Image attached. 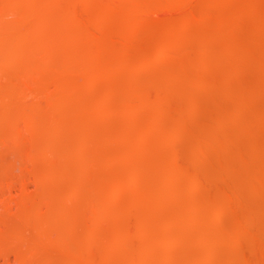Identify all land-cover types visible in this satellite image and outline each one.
<instances>
[{
	"label": "rangeland",
	"instance_id": "obj_1",
	"mask_svg": "<svg viewBox=\"0 0 264 264\" xmlns=\"http://www.w3.org/2000/svg\"><path fill=\"white\" fill-rule=\"evenodd\" d=\"M56 1H58L57 3L60 5L58 8V4L56 3V8L58 10L55 8V6L51 7V0H0V236L3 237H0V264H65V262L66 264H73L76 260V264H97V262L98 264H243V262L244 264H264V78L262 79V77H264V70H262V68L264 69V0H232L234 3L231 0H221L222 2L220 0H179V2H177L178 0H168L169 2L167 0ZM56 1H53L54 4ZM210 1L213 4H211ZM214 4H216V7L214 6ZM222 4L224 7L222 6ZM48 5H51L50 8ZM227 6L228 8H226ZM102 7L104 10H102ZM48 8L50 10L51 8H55V10L57 11H55L56 14H53L52 11L47 12ZM50 12L53 15L49 14ZM199 15H202L201 17L203 19L201 17H196ZM61 16L70 19V23L67 24V30H69L68 32L70 34L67 32L68 35L66 37L67 40L71 41V43L73 44L65 47L64 51H62L64 48L59 49L61 50L60 55L62 58L60 61H54L48 56H45L44 52L40 50L41 47L40 44H38V40H40L42 37L40 36V34H37L34 37L32 35V30L33 28H35L38 20H41L40 22L45 25L49 22L52 28H55L59 21L58 18H61ZM186 18H190L191 21ZM191 18L194 21H205V18H207L206 22L203 21L204 24L201 21L199 22H201L203 25H205L206 23H208L206 25L212 23L209 26L213 27V25L215 24L217 28L215 29L216 26H214L213 28L209 26H203L199 22H194L195 24H192ZM218 22L220 26H218L219 24L217 25ZM101 23H105V26H107L105 27L104 24L102 26H99L101 25ZM187 24H189V27L187 26ZM234 24L236 25L234 26ZM73 25L74 27H78L74 28ZM41 27H38L39 33H41L43 30ZM103 27L105 30L103 29ZM236 27L238 28L239 32L235 30L237 29ZM87 28L89 29L88 31H90L91 34L86 30ZM100 29H103V31H100ZM83 31L86 33V37H88V33L91 36L93 35V39H95V41L98 43V45L95 44V47H93V49H90L91 47L86 48L88 45H85V43L87 42H85L84 40L87 41V39H81V37H85ZM133 33L136 37L133 36ZM241 33H243L242 36L240 35ZM82 34L83 36H80ZM209 35L210 38L213 39H209ZM219 35H221V39ZM243 35L245 38H243ZM94 36L98 38L96 39ZM202 36L204 37V39L202 38ZM222 36H224V38ZM182 37H184L183 39H185V42L181 39ZM238 37L240 40L237 39ZM190 38L192 40H190ZM195 38H197V40H194ZM216 39L217 41H215ZM98 41L100 42V44ZM144 41L147 43H145ZM177 41L181 42L179 44V47L182 48H179V50L178 48L176 49V46H178ZM195 41L197 42L194 43ZM82 42L85 43L83 44ZM227 42L229 45H232L229 46ZM234 42L236 43V45L234 44ZM237 42L239 43V45ZM167 44L170 49L168 48ZM192 44H194V46ZM225 44H227L228 46H225ZM248 44L251 46H249ZM197 45L202 48L197 47ZM223 45L226 48H224ZM98 46L100 47L98 48ZM189 46L191 47L189 48ZM207 46L210 48H214L210 50V48H208ZM232 46H235V48L238 49L236 52H234L236 49L234 50V48H232L234 51L230 52L229 55V53L227 52L231 50ZM106 48L107 50H105ZM174 48L177 50L178 56L177 53H172L171 50H173ZM219 48L224 49H222V54L224 55V57L219 54L221 53V49ZM98 49H101L102 52ZM127 49H133L135 53ZM93 50L96 52V54ZM122 51H126V53H122ZM146 52L148 54H146ZM189 52L191 53L189 54ZM203 52L206 53L204 54ZM98 53L104 57L102 58V56H100ZM144 53L146 54V57H148L147 59L143 57ZM226 53L228 56L226 55ZM186 54H189V57ZM156 55L159 57V59ZM183 55H186L190 60H187L186 56V58H184ZM190 55L192 58L190 57ZM192 55L196 57H193ZM201 55L205 56H202V58H200ZM128 56L130 57V61L128 60ZM215 56L217 59L215 58ZM251 56L254 60L251 59ZM179 57L182 58L179 60ZM218 57L220 59H218ZM115 58H118V60L116 59L117 61H113V59ZM144 59H146L147 63ZM221 59L223 60V62L220 61ZM31 60L33 62L31 63L34 65V67L31 63H29ZM35 60H37L38 62ZM122 60H125L124 64L126 61H128L129 64H122L120 62ZM186 60L189 62H187ZM198 60H200V64L205 60V62L201 64V66H203L202 68H200L201 66L199 65ZM229 60H231L232 62H230ZM180 61L181 64L179 66L178 62L180 63ZM174 62L176 66L174 65ZM184 62L188 64H184ZM171 64L173 67L171 66ZM103 65L105 68L103 67ZM132 65L133 68H131ZM88 66H90L91 68H88ZM178 66H182V71L180 70L181 68L176 69ZM83 67H85L87 70L83 71ZM145 67H147L146 71ZM149 68H151L150 72H148ZM167 68L171 71H169ZM94 70L95 72L93 73ZM131 70H133L135 73H133ZM79 71L85 72V74L81 73V75ZM98 71H100V73ZM37 72L42 73V75L40 73L38 74ZM47 72H52L51 74H53L52 76L55 78L51 77L49 79V74ZM75 72H78L76 73L78 74L76 75V77L74 76ZM132 73L135 75V77ZM46 74L48 82L46 81L47 79L44 78ZM129 74H132V76ZM197 74L199 75V77L197 76ZM174 75L176 77L175 81L180 82L181 84L179 83L178 85L177 82H174L175 85L174 83H172V85L170 84V82L174 81L172 80L174 79ZM179 75L184 78L182 79ZM73 76L76 79L78 77L81 78H78V84L80 83V81H82L81 84L85 82L87 84H85L83 87L81 86V84H79V86L77 87V83L75 85L73 81ZM91 77H93L94 80ZM96 77L98 79H95ZM164 77H167V80L168 77L169 79H171L170 81L168 80V83L170 85H168L167 81L165 80L164 81L166 83L164 81H161L163 79H166ZM35 78H37L38 83H34L36 82ZM42 78H44V81L42 80ZM100 78H102L103 80ZM115 78L118 79V82ZM188 78H190L191 81L188 80ZM70 79L72 80V83H70ZM82 79L84 80V82ZM119 80H121V82ZM126 80L127 82H125ZM148 80H150V82ZM182 80L184 81L182 82ZM93 81H97L98 83H94ZM130 81L132 83H130ZM160 81L169 88H167L168 91L165 89L166 86ZM124 82L128 85H125ZM138 82L139 85L135 87ZM115 83H118V86H116L117 89L120 90L119 94H117V90H115ZM40 84L41 86H39ZM158 84L161 85L158 86L159 89L158 87H156ZM120 85L123 86L125 90L124 88L120 89ZM79 87L81 88L78 89ZM111 89H114L115 92H113L114 90ZM152 89L158 90L154 92ZM121 90L126 94H122L123 96L120 95ZM230 90L232 91L230 92ZM159 91L161 92L159 93ZM81 92L86 96L84 97L85 99H83V101L85 100V102L81 101V94L79 95V93ZM164 92H166L167 94H164ZM154 93H157L155 95L156 97L158 95L159 98L163 96L161 100L159 98H152L154 96ZM119 95L121 96V98L119 97ZM241 95L243 97H241ZM139 97L142 99H140ZM148 97H151V99ZM176 97H179L180 99H177ZM75 98H77L78 100L79 98H81V102H77L78 104L80 103V106L77 105V103L74 104L73 100L75 101ZM136 98H139L140 102ZM66 99L69 100L67 101ZM156 99H159L162 102L158 101V104L156 103ZM61 100L63 101L61 102ZM153 100H155L156 102ZM101 101L102 103H104L102 104L104 107L107 106L111 110H109V108L106 110V107L102 109L103 106L100 108L101 103L98 104L97 102ZM164 101L166 103H164ZM131 102L134 103V106ZM153 102L155 103L154 106ZM162 103L165 104L164 107ZM86 104H88L89 107H87L88 105ZM94 104L97 105L98 108L95 109V106H93ZM175 104L178 106V108ZM82 105H86L87 108H84L86 110H83V108L81 109ZM137 105H139L138 108H135L137 107ZM166 105H168V107ZM174 106H176V108ZM171 107L174 108V111L171 110ZM75 108L77 110L79 108V110L82 111L78 112ZM11 109H13V112L11 111ZM126 109H129L128 111L131 110L129 113L127 111L128 116L131 115L133 117V114H135L134 116L137 117L134 121L135 123L133 122L134 119L131 120L129 118L132 122V125L128 119V116H126V112H122ZM103 110V115H100V112L102 114ZM134 110L139 111L135 112ZM74 111L78 112V114ZM98 111L99 113H97ZM106 111L107 113L105 114ZM141 111L143 115L139 114L141 113ZM193 111H195V113H193ZM75 114L77 115L75 116ZM139 115H141V117ZM46 116H48V118L51 117V121L50 119L48 120ZM79 116L81 118H79ZM233 117L237 118L234 122L231 121ZM88 118H90L91 121H88L89 124H87V122L86 124L83 123L84 125H81V123L79 124L81 125V129H83L82 126H85V128L88 129L87 131L82 132V130H79L80 128L77 124L79 122L86 121ZM37 119L38 121H36ZM47 120L49 124L47 123ZM140 120H144V123L142 121L139 123ZM98 121L99 123L97 124ZM30 123L33 126H29ZM72 123H76V126ZM136 123L142 125L138 126L139 124L137 125ZM26 124H28V126ZM70 124L73 126H71ZM67 125L68 127H66ZM49 127L51 128L49 129ZM73 127H78L79 129H77L79 130V132H77L78 130H75L74 133ZM96 127L99 128L97 129ZM149 127L150 129H148ZM65 128H67V131L70 130L69 136ZM94 128L96 129V131ZM223 128L226 130H224ZM89 129H92V133ZM36 130L39 131L36 132ZM40 130L43 132V135L41 134ZM61 130L65 131L61 132ZM138 130L140 132L142 131L145 136L142 133H138ZM80 131L82 133H80ZM88 131L90 132L89 134ZM98 131L99 133H96ZM204 131L207 134L204 133ZM64 132H66L67 134ZM134 132L138 133L139 138ZM77 133H80V135H78ZM94 133L97 137H95ZM82 134L87 135L85 136L87 138H85ZM73 135L74 137H76L72 138L71 136ZM127 135L132 139L133 137H136L132 140L128 138ZM141 135L143 136L141 137ZM156 135H160V141L158 140V142H163V145H160L158 143L160 146H156L157 142L152 141V138L153 140H155V138L158 139V136ZM114 136H116V140L113 139ZM122 136L126 140H124ZM66 137H71L73 140L70 138H68L67 140ZM119 138H121L122 142ZM150 138L151 140H148ZM138 139L140 142L138 141ZM147 140L150 145H146ZM107 141H112V143H108ZM115 141H120V144H116ZM134 141H138V144L137 142L133 143ZM141 141L143 143L146 142L143 144L144 146H151L152 148L151 149L148 147L149 151L147 150V153H149L147 155H145V149H147L146 147L143 150L144 152H141L140 149H138L140 148V146H143ZM67 142L74 144V146L70 143L68 144ZM151 142H153V144H151ZM75 143L77 147L75 146ZM86 143L87 145H85ZM97 143L101 145L99 146V148H97ZM103 143H105V147L100 148L102 147ZM130 144L131 146H127ZM154 144V148L156 150L155 152L153 149ZM70 145L71 147H69ZM137 145H139L138 148ZM91 146L93 148H91ZM158 147H160L161 154L159 153L160 151ZM74 149L77 150L75 151ZM81 149H83V152H81ZM88 149H91V151H89ZM96 149L98 154L95 153ZM103 149L105 151H103ZM142 149L143 148H141V150ZM136 150L138 151V154L136 153ZM37 152L38 154H36ZM88 152L90 155L87 154ZM83 153L86 154V156H84ZM162 153H164L163 157ZM128 154L130 155L128 156ZM35 155L38 159L35 157ZM89 156L91 157V159H89ZM55 157L57 160H55ZM73 157L74 160L72 159ZM75 157L77 158V160ZM80 157H82L83 160ZM121 157L122 160L124 159L123 157H125L123 162L119 161L121 160ZM126 157L128 159H126ZM137 157H139L140 159ZM79 158L80 160H78ZM87 158L90 160L89 163ZM129 158L130 161H128ZM103 159L104 161L106 160V166L103 163ZM75 160L78 163H81H79L81 165L80 167L78 166L79 164L76 165L77 162H75ZM154 160L157 162L156 164ZM133 162H137V165ZM138 162L140 163L138 164ZM147 162H149V164ZM82 163L84 164L82 165ZM74 164L78 166L79 170L76 169ZM86 164L88 166H86ZM133 164L135 165V167ZM144 164L148 165L146 166ZM164 164L166 167H164ZM168 165H170L172 169ZM102 166L103 168H101ZM123 166H125V168H123ZM151 166L153 167V169L151 168ZM143 167L148 169L146 170ZM53 168H55L56 170H53ZM89 168L91 170H88ZM97 168L99 170H97ZM107 168H109L110 173H108ZM128 169H131V171ZM85 170L89 172V174ZM124 170L127 171L124 172ZM71 171L74 173H72ZM143 171H145L148 175ZM164 171H166L167 173ZM114 172L116 174H114ZM149 172L151 174H149ZM170 172H172V175H170ZM80 174L84 176L82 177ZM137 174H139L140 178ZM110 175L112 178H110ZM114 175H116V177ZM166 175H170V177H166ZM175 175L176 177H174ZM80 177H82V179ZM124 177H126L127 179ZM99 178L102 180V182L101 180H99ZM173 179L174 181H176L174 182ZM83 180L85 181L84 185L81 184ZM86 181H88V185ZM123 181L125 185L122 183ZM114 182H117V184L119 185L117 186V184H114ZM73 183H75V186L73 185ZM170 183L172 184L170 185ZM195 183L197 184L194 185ZM98 184L99 186H97ZM101 184H108L109 188H107L106 185L99 188ZM112 184L116 185L117 187H120L121 185L122 187H124L123 189L125 191H123L121 187L119 190V188L114 186L115 188H117L115 189ZM261 185L263 188L261 187ZM82 186H84V188ZM89 186L90 188H88ZM93 186L95 187L93 188ZM83 190L87 192L84 193L85 191L83 192ZM88 190L92 192L90 193V191ZM101 190L105 194H101ZM142 190H145V192L147 191L146 193H150L151 195L149 196H152L153 198L150 197L152 199L151 204L141 205V207L139 205L137 206L135 203L137 202L138 197L141 195L140 193ZM95 191L96 196L92 194ZM115 191H119L117 192V194L121 196L116 195ZM120 192H122L123 194ZM83 194H86L89 197ZM110 194H114V198ZM122 196L124 198H122ZM134 196L137 199H135ZM143 196L140 197L142 198ZM156 196L157 198H154ZM212 196L213 198H211ZM91 197L94 198L92 199ZM110 197L113 199H111ZM139 200H141V204L142 202L144 203L142 199L139 198ZM81 201H83V203ZM154 201L155 203H153ZM90 202H92L93 205ZM84 203L85 205H83ZM49 204L52 208H50ZM54 204L56 205L54 206ZM99 204L101 206H99ZM127 204L128 206H130L129 204H131V206L128 208ZM91 205L95 208V211L94 209L93 211L91 210ZM135 205L137 206V208ZM205 207L207 209H205ZM38 209H41V211H39ZM143 210L145 211V213ZM45 211L48 213H46ZM119 211L123 213H120ZM118 212L122 216L125 212L128 213H125L126 215L123 216L125 218H123L122 216H118ZM64 213L66 214V216ZM97 213H99V215H96ZM70 214L71 216H69ZM90 214L92 218L89 217ZM158 214L162 216L159 217L160 215L158 216ZM225 214H227L229 217ZM53 215L55 216L53 217ZM111 216L115 217L112 219ZM126 216H129V219L126 218ZM55 217L58 220L55 219ZM66 217L68 218L66 219ZM84 218L87 219L85 220ZM88 218L90 219L87 222ZM108 218L111 220H108ZM141 218L145 220H141ZM70 220H74L75 223H70ZM67 221L71 225L68 224ZM62 222L66 223L62 224ZM232 222L234 224H232ZM85 223H88V225H86ZM111 226L114 228V230ZM152 226H154L155 228ZM202 227L203 229H201ZM71 228L74 229L71 230ZM86 228L87 230L85 231ZM102 228H106V231ZM149 228H153L152 231H150ZM153 230L158 231L155 232V234L157 233L156 236L153 235L155 238H153L151 235V232H153ZM70 231L72 236L71 234L68 236ZM74 233H78L77 236ZM46 235H48L49 237H46ZM112 235L115 236H113L114 239L112 238ZM120 235L123 236L120 237ZM188 235L190 238L188 237ZM105 236L106 238H104ZM108 237L111 238L108 239ZM127 237L128 239L126 240ZM69 238L70 240L68 241ZM3 239L6 242L3 241ZM171 240L173 241L171 242ZM200 240L202 242H200ZM33 241L34 243L32 244ZM213 243L215 246L213 245ZM114 244L116 245L114 246ZM112 247H114V249H112ZM211 247L213 248L211 249ZM226 247H228L229 249ZM81 248H83V250ZM50 250L53 251L51 252ZM206 252L208 253V255L206 254ZM183 254L186 255L184 256ZM183 256L185 257V259ZM186 257H188V259H186ZM70 258L74 259L70 260ZM93 258H96L98 260L96 261V259Z\"/></svg>",
	"mask_w": 264,
	"mask_h": 264
},
{
	"label": "bare ground",
	"instance_id": "obj_2",
	"mask_svg": "<svg viewBox=\"0 0 264 264\" xmlns=\"http://www.w3.org/2000/svg\"><path fill=\"white\" fill-rule=\"evenodd\" d=\"M53 1H56V0H53ZM53 1L51 0V2H52V3H51L52 6H51V5H48L49 8H50V6H51V7H54V6H55V8H56V5L58 4V3H57L58 1H56L55 4H54ZM167 1H168V0H167ZM176 1H177V0H176ZM180 1H181V0H180ZM211 1H212V0H211ZM211 1H210V2H211ZM218 1H219V0H218ZM220 1H221V0H220ZM222 1H223V0H222ZM222 1H221V2H222ZM227 1H229V0H227ZM227 1H226V2H227ZM231 1H232V0H231ZM101 2H102V1H101ZM101 2H100V3H101ZM164 2H165V1H164ZM168 2H169V1H168ZM177 2H179V0H178ZM177 2H176V3H177ZM232 2H233V1H232ZM235 2H236V1H235ZM246 2H247V1H246ZM246 2H245V3H246ZM56 3H57V4H56ZM173 3H174V2H173ZM173 3H172V4H173ZM230 3H231V2H230ZM233 3H234V2H233ZM211 4H213V3L211 2ZM216 4H217V3H216ZM216 4H214L215 7H216ZM223 4H224V3H223ZM223 4H222V6H223ZM226 4H228V3H226ZM102 5H103V4H102ZM224 5H225V4H224ZM243 5H244V4H243ZM251 5H252V3H251ZM48 6H47V7H48ZM59 6H60V5L58 4V8H59ZM155 6H156V5H155ZM212 6H213V5H212ZM214 6H213V7H214ZM218 6H219V5H218ZM225 6H226V5H225ZM239 6H242V5H239ZM223 7H224V6H223ZM49 8L47 9V12L52 11L53 14H56V13H55V11H56L55 8H54V9L51 8V10H50ZM226 8H228V6H227ZM233 8H234V7H233ZM242 8H243V7H242ZM56 9H57V8H56ZM224 9H225V8H224ZM237 9H238V8H237ZM57 10H58V9H57ZM102 10H104L103 7H102ZM206 11H207V10H206ZM239 11H240V10H239ZM245 11H247V10H245ZM45 12H46V11H45ZM56 12H57V11H56ZM207 12H208V11H207ZM207 12H206V13H207ZM212 12H213V11H212ZM219 12H220V11H219ZM221 12H222V11H221ZM229 12H230V11H229ZM209 13H211V12H209ZM227 13H228V12H227ZM241 13H242V12H241ZM49 14H51V12H50ZM53 14H51V15H53ZM204 14H205V13H204ZM220 14H221V13H220ZM229 14H230V13H229ZM231 14H232V13H231ZM205 15H207V14H205ZM238 15H239V14H238ZM242 15H243V14H242ZM41 16H42V15H41ZM109 16H110V15H109ZM201 16H202V15H201ZM201 16L199 15V16H196V17L200 18ZM203 16H204V15H203ZM207 16H208V15H207ZM218 16H220V15H218ZM245 16H246V15H245ZM247 16H248V15H247ZM205 17H206V16H205ZM215 17H216V16H215ZM223 17H224V16H223ZM236 17H237V15H236ZM41 18H42V17H41ZM41 18H40V19H41ZM110 18H111V17H110ZM198 18H197V19H198ZM201 18H202V17H201ZM216 18H217V17H216ZM186 19H189V20H190V18H186ZM191 19H192V18H191ZM202 19H203V18H202ZM205 19H206L205 21L203 20L204 22L207 21V18H205ZM58 20H59V21H58V23H57V25H56L55 28H52V26H51V24H50L49 22H48L49 24L46 23V25H45V24H42V23L40 22L41 20H40V21L38 20L37 23H36V25H35V28H33V30H32V35H33L34 37H35V35H37V34H40V36L42 37L40 40H38V44H40V47H41L40 50H42V52H44L45 56H48L49 58L53 59L54 61H60L61 58H62L61 55H60V54H61V53H60L61 50H59V49L64 48V49L62 50V51H64V50H65V47H68L69 45L73 44V43H71V41L67 40V37H66V36L68 35V33H69V32H68L69 30H67V24L70 23V19L67 18V17H64V16L62 17V16H61V18L59 17ZM236 20H237V19H236ZM236 20H235V21H236ZM261 20H262V19H261ZM105 21H106V19H105ZM109 21H110V20H109ZM186 21H187V20H186ZM190 21H191V20H190ZM190 21H188V22H190ZM199 21H201V20H199ZM199 21H194V20L192 19V24H195L194 22H199ZM203 21H201V22L204 24ZM216 21H217V20H216ZM221 21H222V20H221ZM52 22H53V21H52ZM103 22H104V21H103ZM201 22H199V23L202 24ZM211 22H212V21H211ZM40 23L42 24V27H41V24H40ZM105 23H106V22H105ZM105 23H103L104 26H105ZM224 23H225V22H224ZM227 23H228V22H227ZM232 23H233V22H232ZM237 23H239V22H237ZM74 24H75V23H74ZM83 24H84V23H83ZM103 24L101 23V25H99V26H102ZM189 24H191V23H189ZM189 24H187V26H188ZM203 24H202V25H203ZM206 24H208V23H206ZM206 24L203 25V26H209V25L212 24V23H209V25H206ZM213 24H214V23H213ZM218 24H219V22L217 23V25H218ZM75 25H76V24H75ZM225 25H226V24H225ZM225 25H224V26H225ZM235 25H236V24H234V26H235ZM106 26H107V25H106ZM106 26H105V27H106ZM214 26H216V25L214 24L213 27H214ZM218 26H220V24H219ZM38 27H39V28L41 27V28L43 29V30L41 29V30H42L41 33H39V30H38L39 28H38ZM73 27H74V25H73ZM75 27L77 28L78 26H75ZM75 27H74V28H75ZM188 27H189V26H188ZM209 27H212V26H209ZM213 27H212V28H213ZM99 28H100V27H99ZM205 28H206V27H205ZM216 28H217V26L215 27V29H216ZM219 28H220V27H219ZM236 28H237V27H236ZM82 29H83V28H82ZM90 29H91V28H90ZM103 29H104V27H103ZM103 29H100V31H103ZM243 29H244V28H243ZM86 30L88 31L89 29L87 28ZM104 30H105V29H104ZM206 30H208V29H206ZM235 30H237V31L239 32L238 28L235 29ZM235 30H233V31H235ZM240 30H242V29H240ZM74 31H75V30H74ZM84 31H85V30H84ZM84 31H83V32H84ZM67 32H68V33H67ZM71 32H72V31H71ZM83 32H81V33H83ZM88 32L90 33V31H88ZM205 32H206V31H205ZM219 32H220V30H219ZM238 32H235V33H238ZM241 32H242V31H241ZM245 32H247V31H245ZM245 32H244V33H245ZM255 32H257V31H255ZM89 33L87 34L88 37H86V35H85L86 33L84 32V35H85L86 38L83 36V34L80 35V36H83V37H84V38L81 37V39H87V41H86V40H84V41L87 42L88 44L85 43V42H84V43H85V45H88V46H87V47L84 46V47H86V48L91 47L90 49H93V47H95V44L98 45V43L95 41V39H93V37H92L93 35L91 36V35H90L91 33H90V34H89ZM92 33H93V32H92ZM211 33H212V32H211ZM69 34H70V33H69ZM205 34H206V33H205ZM217 34H218V33H217ZM217 34H216V36H217ZM233 34H234V33H233ZM242 34H243V33H241L240 35L242 36ZM254 34H256V33H254ZM203 35H204V34H203ZM212 35H214V34H212ZM224 35H225V34H224ZM236 35H238V34H236ZM70 36H71V35H70ZM89 36H90V37H89ZM133 36H134V33H133ZM174 36H175V35H174ZM220 36H221V35H219V37H220ZM31 37H32V36H31ZM94 37H95V36H94ZM134 37H136V36H134ZM134 37H133V38H134ZM197 37H198V36H197ZM200 37H201V36H200ZM222 37L224 38V36H222ZM70 38H71V37H70ZM70 38H68V39H70ZM95 38L97 39L98 37H95ZM147 38H148V37H147ZM170 38H171V37H170ZM183 38H184V37H182L181 39L185 42V39H183ZM202 38L204 39L203 36H202ZM240 38H241V37H240ZM243 38H245L244 35H243ZM243 38H242V40H243ZM172 39H173V37H172ZM203 39H202V40H203ZM209 39H213V38H210V35H209ZM214 39H215V38H214ZM220 39H221V37H220ZM226 39H227V37H226ZM228 39H230V38H228ZM237 39H239V37H238ZM261 39H262V38H261ZM174 40H175V38H174ZM182 40H181V41H182ZM188 40H189V38H188ZM190 40H192V39L190 38ZM194 40H197V38H195ZM194 40H193V41H194ZM205 40H206V39H205ZM239 40H240V39H239ZM244 40H245V39H244ZM40 41H41V42H40ZM82 41H83V40H82ZM168 41H169V40H168ZM172 41H173V40H172ZM215 41H217V39H216ZM218 41H219V40H218ZM222 41H223V40H222ZM258 41H259V40H258ZM39 42H40V43H39ZM73 42H74V41H73ZM98 42H99V41H98ZM144 42H145V41H144ZM196 42H197V41H195L194 43H196ZM201 42H202V41H201ZM203 42H204V40H203ZM220 42H221V41H220ZM223 42H224V41H223ZM228 42H229V41H228ZM228 42H227V44H228ZM235 42H236V41H235ZM235 42H234V44L236 45ZM82 43H83V42H82ZM84 43H83V44H84ZM102 43H103V42H102ZM104 43H105V42H104ZM145 43H147V42H145ZM163 43H165V42H163ZM163 43H162V44H163ZM167 43H169V42H167ZM170 43H171V42H170ZM175 43H176V42H175ZM177 43H178V44H177L178 46H176V49L178 48V50H179V48H182V47H179V44H180L181 42H180V41H179V42L177 41ZM198 43H199V42H198ZM204 43H205V42H204ZM216 43H217V42H216ZM237 43H238V42H237ZM99 44H100V42H99ZM105 44H106V43H105ZM143 44H144V43H143ZM162 44H161V45H162ZM173 44H174V42H173ZM187 44H188V42H187ZM190 44H191V42H190ZM190 44H189V45H190ZM200 44H201V43H200ZM200 44H199V45H200ZM202 44H203V43H202ZM227 44H225V46H226ZM234 44H233V45H234ZM93 45H94V46H93ZM165 45H166V44H165ZM192 45L194 46V44H192ZM228 45H229V44H228ZM228 45H227V46H228ZM231 45H232V44H230L229 46H231ZM238 45H239V43H238ZM248 45H249V44H248ZM103 46H104V45H103ZM105 46H106V45H105ZM143 46H144V45H143ZM146 46H147V44H146ZM148 46H149V45H148ZM167 46H168V44H167ZM180 46H181V45H180ZM185 46H187V45H185ZM204 46H205V45H204ZM204 46H203V47H204ZM223 46H224V45H223ZM225 46H224V48H226ZM249 46H251V45H249ZM260 46H261V45H260ZM99 47H100V46H98V48H99ZM107 47H108V46H107ZM165 47H166V46H165ZM170 47H171V45H170ZM173 47H175V46H173ZM190 47H191V46H189V48H190ZM197 47L202 48V47H200V46H198V45H197ZM207 47H208V46H207ZM236 47H237V46H236ZM257 47H258V46H257ZM29 48H30V47H29ZM136 48H137V47H136ZM136 48H135V49H136ZM168 48H169V46H168ZM192 48H193V47H192ZM192 48H191V49H192ZM195 48H196V46H195ZM208 48H210V47H208ZM208 48H207V49H208ZM213 48H214V47L210 48V50L213 49ZM232 48H234V50H235V49H236V50L234 51ZM254 48H255V47H254ZM94 49H96V48H94ZM103 49H104V48H103ZM133 49H134V48H133ZM133 49H132V50L127 49V50L133 51ZM151 49H152V48H151ZM169 49H170V48H169ZM176 49L174 48V49L171 50V51H172V53H173V52H174L175 54L177 53V56H178V52H177ZM185 49H187V48H185ZM185 49H182V50H185ZM215 49H216V48H215ZM219 49H221V48H219ZM222 49H223V48H222ZM222 49H221V53H219V54H221V56L224 57V55L222 54ZM237 49H238V48H235V46H234V47L232 46V47H231V50H230V47H229V50H230V51L228 50L229 52H227V53H229V55H230V52H232V51L236 52ZM240 49H241V48H240ZM98 50L101 51V49H98ZM105 50H107V48H106ZM118 50H119V49H118ZM136 50H137V49H136ZM175 50H176V52H175ZM217 50H218V49H217ZM223 50H224V49H223ZM243 50H244V49H243ZM254 50H255V49H254ZM263 50H264V49H263ZM88 51H89V50H88ZM90 51H91V50H90ZM93 51H94V50H93ZM96 51H97V50H96ZM130 51H129V52H130ZM138 51H139V50H138ZM138 51H137V52H138ZM147 51H148V50H147ZM194 51H195V50H194ZM202 51H203V50H202ZM208 51H209V50H208ZM219 51H220V50H219ZM94 52H95V51H94ZM101 52H102V51H101ZM101 52H100V53H101ZM120 52H121V51H120ZM133 52H134V51H133ZM137 52H136V53H137ZM143 52H144V51H143ZM156 52H157V51H156ZM198 52H199V51H198ZM122 53H126V51H125V52L122 51ZM134 53H135V52H134ZM134 53H133V54H134ZM172 53H171V54H172ZM174 53H173V54H174ZM190 53H191V52H189V54H190ZM203 53H204V52H203ZM205 53H206V52H205ZM205 53H204V54H205ZM211 53H212V52H211ZM215 53H216V52H215ZM227 53H226V55H227ZM239 53H240V52H239ZM259 53H260V52H259ZM92 54H93V53H92ZM95 54H96V52H95ZM98 54H99V53H98ZM101 54H102V53H101ZM119 54H121V53H119ZM127 54H128V52H127ZM130 54H131V53H130ZM130 54H129V55H130ZM142 54H143V53H142ZM146 54H148V53L146 52ZM146 54L144 53L143 57H145V58L147 59L148 57H146ZM184 54H185V53H184ZM189 54H186V55H188V57H189ZM199 54H200V53H199ZM217 54H218V51H217ZM224 54H225V53H224ZM231 54H236V53H231ZM254 54H255V53H254ZM30 55H31V54H30ZM99 55H100V54H99ZM115 55H116V54H115ZM125 55H126V54H125ZM125 55H124V56H125ZM131 55H132V54H131ZM131 55H130V56H131ZM137 55H138V54H137ZM158 55H159V54H158ZM186 55H185V56H186ZM252 55H253V54H252ZM97 56H98V55H97ZM100 56H102V55H100ZM100 56H99V57H100ZM132 56H133V55H132ZM156 56H157V55H156ZM159 56H160V55H159ZM177 56H176V57H177ZM180 56H181V55H180ZM183 56H184V55H183ZM183 56H182V57H183ZM185 56H184V58L187 57V56H186V57H185ZM192 56H193V55H192ZM202 56L204 57L205 55H201L200 58H202ZM221 56H220V57H221ZM227 56H228V55H227ZM254 56H255V55H254ZM26 57H28V56H26ZM83 57H84V56H83ZM83 57H82V58H83ZM103 57H104V56H102V58H103ZM143 57H142V59H143ZM157 57H158V56H157ZM173 57H174V56H173ZM173 57H172V59H173ZM182 57H181V58H182ZM188 57L186 58L187 60L189 59ZM190 57H191V55H190ZM193 57H196V56H193ZM248 57H249V56H248ZM111 58H114V57H111ZM128 58H129V59H128ZM128 58H127V59L130 61V57H129V56H128ZM131 58H132V57H131ZM177 58H178V57H177ZM181 58L179 57V60H180ZM184 58H183V59H184ZM191 58H192V57H191ZM200 58H199V59H200ZM215 58H216V56H215ZM226 58H228V57H226ZM231 58H232V57H231ZM246 58H247V57H246ZM34 59H35V58H34ZM116 59L118 60V58H115V59H113V61H115ZM146 59H144L145 62H146ZM158 59H159V57H158ZM164 59H165V58H164ZM216 59H217V58H216ZM218 59H220V58L218 57ZM228 59H230V58H228ZM233 59H234V58H233ZM233 59H232V61H233ZM251 59H252V56H251ZM29 60H30V59H29ZM32 60H33V59H32ZM32 60H31L29 63H31ZM83 60H84V59H83ZM117 60H116V61H117ZM131 60H132V59H131ZM162 60H163V59H162ZM187 60H186V61H187ZM189 60H190V59H189ZM246 60H248V59H246ZM246 60H245V61H246ZM252 60H254V59H252ZM255 60H256V59H255ZM35 61H37V60H35ZM122 61H123V62H122ZM122 61H120V62H121L122 64H124V61H125V60H122ZM199 61H200V60H198V62H199ZM208 61H209V60H208ZM220 61L223 62L222 59H221ZM220 61H219V62H220ZM229 61L232 62L231 60H229ZM37 62H38V61H37ZM86 62H87V61H86ZM175 62H176V60H175ZM175 62H174V65L176 66ZM187 62H189V61H187ZM204 62H205V60L202 61L201 64L204 63ZM213 62H215V61H213ZM234 62H236V61H234ZM234 62H233V63H234ZM237 62H238V61H237ZM250 62H251V61H250ZM254 62H255V61H254ZM32 63H33V62H32ZM32 63H31V64H32ZM90 63H91V62H90ZM93 63H94V61H93ZM146 63H147V62H146ZM182 63H183V62H182ZM185 63H186V62H184V64H185ZM208 63H209V62H208ZM216 63H217V62H216ZM227 63H228V62H227ZM245 63H246V62H245ZM87 64H89V63H87ZM87 64H85V65H87ZM125 64H129V62L126 61ZM125 64H124V65H125ZM178 64H179V66H180L181 61H180V63L178 62ZM178 64H177V65H178ZM184 64H183V65H184ZM186 64H188V63H186ZM201 64H200V62H199V65H200V66H201ZM206 64H207V63H206ZM234 64H235V63H234ZM239 64H240V63H239ZM119 65H120V64H119ZM183 65H182V66H183ZM211 65H212V64H211ZM227 65H228V64H227ZM237 65H238V64H237ZM250 65H251V64H250ZM32 66L34 67L33 64H32ZM171 66H172V64H171ZM179 66H178L176 69H178V68L180 69V68L182 67V66H181V67H179ZM185 66H187V65H185ZM189 66H190V64H189ZM189 66H188V67H189ZM232 66H233V65H232ZM232 66H230V67H232ZM235 66H236V65H235ZM241 66H243V65H241ZM40 67H41V65H40ZM103 67H104V65H103ZM172 67H173V66H172ZM202 67H203V66H201L200 68H202ZM224 67H225V66H224ZM233 67H234V66H233ZM43 68H44V67H43ZM86 68H87V66H86ZM86 68L83 67V71L87 70ZM88 68H91V67L88 66ZM104 68H105V67H104ZM109 68H110V67H109ZM131 68H133V65H132ZM135 68H136V67H135ZM135 68H134V70H135ZM141 68H143V67H141ZM189 68H190V67H189ZM191 68H192V66H191ZM216 68H217V67H216ZM226 68H227V67H226ZM32 69H33V68H32ZM110 69H111V68H110ZM150 69H151V68L148 69V70H149L148 72H150ZM167 69H168V68H167ZM170 69H171V67H170ZM224 69H225V68H224ZM258 69H259V67H258ZM260 69H261V68H260ZM34 70H35V69H34ZM42 70H43V69H42ZM46 70H47V69H46ZM90 70H91V69H90ZM111 70H112V69H111ZM128 70H130V69H128ZM146 70H147V67H145V71H146ZM168 70H169V69H168ZM180 70L182 71V68H181ZM213 70H214V69H213ZM217 70H218V69H217ZM233 70H234V69H233ZM233 70H232V71H233ZM250 70H251V69H250ZM262 70H264V69L262 68ZM81 71H82V70H81ZM81 71H79L80 74H81V73L85 74V72H81ZM88 71H89V70H88ZM88 71H87V72H88ZM131 71H132L133 73H135L133 70H131ZM142 71H143V70H142ZM169 71H171V70H169ZM173 71H174V70H173ZM188 71H189V70H188ZM190 71H191V70H190ZM194 71H195V70H194ZM221 71H223V70H221ZM227 71H228V70H227ZM232 71H231V72H232ZM87 72H86V73H87ZM94 72H95V70L93 71V73H94ZM98 72L100 73V71H98ZM98 72H97V74H98ZM116 72H117V71H116ZM178 72H179V71H178ZM191 72H192V71H191ZM207 72H208V71H207ZM37 73L39 74L40 72H37ZM47 73L49 74V79H50L51 77H53V76H52L53 74H51L52 72H50V73L47 72ZM76 73H78V72H75V73H74L75 75H74V74H71V75H74V76L76 77V75H78V74H76ZM102 73H103V72H102ZM133 73H132V74H133ZM143 73H145V72H143ZM224 73H225V72H224ZM40 74L42 75V73H40ZM50 74H51V75H50ZM80 74H79V76H80ZM132 74H129V75L132 76ZM179 74H180V73H179ZM184 74H185V73H184ZM193 74H195V73H193ZM198 74H199V73H198ZM198 74H197V76L199 77ZM242 74H243V73H242ZM250 74H251V73H250ZM263 74H264V73H263ZM28 75H29V74H28ZM81 75H82V74H81ZM181 75H183V74H181ZM43 76H44V75H43ZM46 76H47V74H46L45 77H44L45 79H47ZM74 76L72 77L74 80H73L71 77H70V78L74 81V83H75V85H76V83L79 81L78 78H80V77H78V78L76 79ZM85 76H86V75H85ZM95 76H96V75H95ZM118 76H119V75H118ZM133 76L135 77L134 74H133ZM165 76H166V75H165ZM167 76H168V74H167ZM179 76H180V75H179ZM186 76H187V75H186ZM189 76H190V75H189ZM189 76H188V77H189ZM201 76H202V75H201ZM248 76H249V75H248ZM81 77H83V76H81ZM86 77H87V76H86ZM93 77H94V76H93ZM93 77H91V78L93 79ZM114 77H116V76H114ZM119 77H120V76H119ZM136 77H137V76H136ZM169 77H170V75H169ZM169 77H168V80L170 81L171 79H169ZM171 77H172V75H171ZM180 77H181V76H180ZM198 77H197V78H198ZM202 77H203V76H202ZM44 78H42L43 81H44ZM53 78H55V77H53ZM84 78H85V77H84ZM106 78H107V77H106ZM164 78H166V79H163V80H161V81H164V80H165V81H167V83H168L167 77H164ZM181 78H182V77H181ZM181 78H180V79H181ZM183 78H184V77H183ZM183 78H182V79H183ZM185 78H187V77H185ZM200 78H201V77H200ZM263 78H264V77H262V79H263ZM71 79H70V80H71ZM80 79H81V78H80ZM95 79H98V78L96 77ZM100 79H102V78H100ZM115 79H116V81L118 82V79H117V78H115ZM175 79H176V77H175V75H174V79H172V80H174V81L170 82L171 85H172V83H174V82L176 83V82H177V81H175ZM195 79H196V78H195ZM210 79H212V78H210ZM246 79H247V78H246ZM254 79H255V77H254ZM35 80H36V82H34V83H38V82H37V78H35ZM51 80H52V79H51ZM72 80H71L70 83H72ZM75 80H76V82H75ZM77 80H78V81H77ZM82 80H83V79H82ZM93 80H94V79H93ZM102 80H103V79H102ZM139 80H140V79H139ZM178 80H179V79H178ZM188 80H190V78H188ZM201 80H202V79H201ZM203 80H204V79H203ZM208 80H209V79H208ZM248 80H249V79H248ZM46 81L48 82V79H47ZM86 81H87V80H86ZM91 81H92V80H91ZM119 81L121 82V80H119ZM136 81H138V80H136ZM148 81L150 82V80H148ZM148 81H147V82H148ZM151 81H152V80H151ZM161 81H160V82H161ZM165 81H164V82H165ZM183 81H184V80H182V82H183ZM190 81H191V80H190ZM251 81H252V80H251ZM251 81H250V83H251ZM263 81H264V79H263ZM83 82H84V80H83ZM88 82H89V81H88ZM93 82L95 83V82H97V81H93ZM101 82H102V81H101ZM125 82H127V80H126ZM125 82H124V84H125V85H128V84H126ZM185 82H186V81H185ZM205 82H206V81H205ZM236 82H237V80H236ZM253 82H254V81H253ZM257 82H258V81H257ZM259 82H260V81H259ZM39 83H40V82H39ZM81 83H82V81H80L79 84H81ZM89 83H90V82H89ZM91 83H92V82H91ZM97 83H98V82H97ZM97 83H96V84H97ZM130 83H132V82L130 81ZM133 83H134V82H133ZM144 83H145V82H144ZM152 83H154V82H152ZM161 83H163V82H161ZM161 83H160V84H161ZM165 83H166V82H165ZM175 83H174V85H175ZM179 83H180V82H177L178 85H179ZM209 83H210V82H209ZM215 83H216V82H215ZM221 83H222V82H221ZM232 83H233V82H232ZM238 83H239V82H238ZM247 83H248V82H247ZM79 84L77 83L76 86L78 87ZM85 84H87V83L85 82V83L81 84V86L83 87ZM124 84H123V85H124ZM146 84H147V83H146ZM160 84H158L156 87H158ZM163 84H164V83H163ZM170 84L168 83V85H170ZM180 84H181V83H180ZM185 84H186V83H185ZM185 84H184V85H185ZM188 84H189V83H188ZM216 84H217V83H216ZM236 84H237V83H236ZM259 84H260V83H259ZM261 84H262V83H261ZM28 85H29V83H28ZM35 85H36V84H35ZM91 85H92V84H91ZM91 85H90V86H91ZM111 85H112V84H111ZM116 85L118 86V83H117V84L115 83V86H116ZM121 85H122V84H121ZM121 85H120V89L124 88V87L121 86ZM125 85H124V86H125ZM138 85H139V82H138V84H137L135 87H137ZM148 85H149V84H148ZM148 85H147V86H148ZM164 85H165V84H164ZM39 86H41V84H40ZM94 86H95V84H94ZM115 86H113V87H115ZM117 86H116L115 90H117V94H119V91H120V90L117 89ZM150 86H151V85H150ZM160 86H161V85H160ZM165 86H166V85H165ZM180 86H181V85H180ZM186 86H189V85H186ZM192 86H193V85H192ZM202 86H203V85H202ZM202 86H201V87H202ZM219 86H220V85H219ZM236 86H237V85H236ZM243 86H244V85H243ZM37 87H38V86H37ZM132 87H133V86H132ZM139 87H140V86H139ZM162 87H163V86H162ZM169 87H170V86H169ZM80 88H81V87H79L78 89H80ZM164 88H165V87H164ZM167 88H168V87L166 86L165 89L167 90ZM176 88H177V86H176ZM176 88H175V89H176ZM180 88H181V87H180ZM183 88H184V87H183ZM187 88H188V87H187ZM193 88H194V87H193ZM105 89H106V88H105ZM158 89H159V87H158ZM158 89H157V90H158ZM168 89H169V88H168ZM175 89H174V90H175ZM181 89H182V88H181ZM233 89H234V88H233ZM243 89H244V88H243ZM107 90H108V89H107ZM111 90H114V89H111ZM115 90H114L113 92H115ZM124 90H125V88H124ZM152 90H153L154 92L157 91V90H154V89H152ZM162 90H163V89H162ZM139 91H140V90H139ZM164 91H165V90H164ZM167 91H168V90H167ZM176 91H177V90H176ZM185 91H188V90H185ZM228 91H229V90H228ZM231 91H232V90H230V92H231ZM251 91H252V90H251ZM107 92H109V91H107ZM121 92H122V90H121ZM121 92H120V95H122V94L125 95V94H126L124 91H123L122 93H121ZM136 92H137V89H136ZM160 92H161V91H159V93H160ZM180 92H182V91H180ZM157 93H158V92H157ZM157 93H154V96H153L152 98H159V95H158L157 97L155 96ZM165 93H166V92H164V94H165ZM177 93H178V92H177ZM228 93H229V92H228ZM233 93H234V91H233ZM80 94H81V95H80ZM166 94H167V93H166ZM168 94H169V93H168ZM178 94H179V93H178ZM77 95H78V93H77ZM79 95H80V97L82 98V100H81V98H79V100H78L77 98H75L76 100H75V101L73 100L74 104L77 103V102H79L80 100L83 101V99H85L84 97H86L84 94H82V92L79 93ZM83 95H84V96H83ZM114 95H115V94H114ZM120 95H119V97L121 98ZM123 95H122V96H123ZM136 95H137V94H136ZM152 95H153V93H152ZM182 95H183V94H182ZM188 95H189V94H188ZM231 95H232V94H231ZM246 95H247V94H246ZM82 96H83V97H82ZM117 96H118V95H117ZM170 96H171V95H170ZM227 96H228V95H227ZM75 97H77V96H75ZM146 97H147V96H146ZM162 97H163V96H162ZM162 97H161V98H162ZM171 97H172V96H171ZM188 97H189V96H188ZM241 97H243V96L241 95ZM134 98H135V97H134ZM139 98H140V97H139ZM139 98H136V99L140 102V99H142V98H140V99H139ZM148 98L151 99V97H148ZM161 98H159V99L161 100ZM165 98H166V97H165ZM167 98H169V97H167ZM176 98H177V97H176ZM86 99H87V98H86ZM144 99H145V98H144ZM150 99H149V100H150ZM159 99H158V100L156 99L157 102H156L155 100H153V101H155L156 103H158V101H160ZM177 99H180V98L178 97ZM189 99H190V98H189ZM193 99H194V98H193ZM63 100H64V99H63ZM63 100H61V102H62ZM66 100L68 101L69 99H66ZM77 100H78V101H77ZM164 100H165V99H164ZM168 100H170V99H168ZM168 100H167V102H168ZM171 100H172V99H171ZM173 100H174V99H173ZM181 100H182V99H181ZM71 101H72V100H71ZM81 101H80V102H81ZM133 101H135V100H133ZM177 101H178V100H177ZM184 101H185V100H184ZM191 101H193V100H191ZM191 101H190V102H191ZM83 102H85V100H84ZM160 102H162V101H160ZM175 102H176V101H175ZM97 103H98V104L101 103V106L99 105L100 108L103 106L102 104H104V103H102V101H101V102H97ZM131 103H133V102H131ZM137 103H138V102H137ZM143 103H144V102H143ZM164 103H166V102L164 101ZM170 103H171V102H170ZM65 104H66V103H65ZM139 104H140V103H139ZM150 104H151V103H150ZM158 104H159V103H158ZM167 104H169V103H167ZM36 105H37V104H36ZM77 105L80 106V103H79V104L77 103ZM86 105H88V104H86ZM86 105H85V106L82 105V106H81V109L83 108V110H86V109H84V108L86 107ZM129 105H130V104H129ZM131 105H132V104H131ZM140 105H141V104H140ZM148 105H149V103H148ZM154 105H155V103L153 102V106H154ZM162 105H163V107H164L165 104L162 103ZM175 105H176V104H175ZM195 105H196V104H195ZM74 106H75V105H74ZM83 106H84V107H83ZM93 106H95V107H94L95 109L98 108V106L95 105V104H94ZM96 106H97V107H96ZM127 106H128V105H127ZM133 106H134V103H133ZM138 106H139V105H137V107H135V108H138ZM157 106H158V105H157ZM160 106H161V105H160ZM166 106L168 107V105H166ZM166 106H165V107H166ZM176 106H177V105H176ZM176 106H174V107L176 108ZM38 107H39V106H38ZM38 107H37V108H38ZM87 107H89V105H88ZM87 107H86V108H87ZM105 107H106V110L109 108V107H107V106H105ZM105 107L103 106L102 109H104ZM125 107H126V106H125ZM192 107H193V106H192ZM20 108H21V107H20ZM123 108H124V107H123ZM133 108H134V107H133ZM141 108H142V106H141ZM143 108H144V107H143ZM153 108H154V107H153ZM177 108H178V106H177ZM193 108H194V107H193ZM75 109H76V108H75ZM89 109H90V108H89ZM91 109H92V108H91ZM130 109H132V108H130ZM148 109H149V108H148ZM157 109H158V108H157ZM162 109H163V108H162ZM165 109H167V108H165ZM169 109H170V108H169ZM169 109H168V111H169ZM21 110H22V109H21ZM32 110H33V108H32ZM34 110H36V109H34ZM76 110H77V109H76ZM109 110H111V109L109 108ZM109 110H108V111H109ZM128 110H129V109H126L125 111H122V112H123V113L126 112V116H128V114H127V111H128ZM144 110H145V109H144ZM163 110H164V109H163ZM171 110L174 111V108L171 107ZM11 111L13 112V109H11ZM77 111H78V112H79V111L81 112L82 110H79V108H78ZM89 111H90V110H89ZM100 111H101V109H100ZM130 111H131V110H130ZM130 111H128V113H129ZM134 111H135V112H138L139 110H138V111L134 110ZM147 111H148V110H147ZM164 111H165V110H164ZM164 111H162V112H164ZM168 111H167V112H168ZM21 112H22V111H21ZM74 112L78 114V112H76V111H74ZM94 112H96V111H94ZM132 112H133V111H132ZM135 112H134V113H135ZM160 112H161V111H160ZM175 112H176V110H175ZM27 113H28V112H27ZM43 113H44V112H43ZM97 113H99V111H98ZM103 113H104V110H103L102 114H101V112H100V115H103ZM106 113H107V111L105 112V114H106ZM148 113H149V112H148ZM193 113H195V111H193ZM234 113H235V112H234ZM77 114H75V116H76ZM82 114H83V113H82ZM105 114H104V115H105ZM130 114H131V113H130ZM137 114H138V113H137ZM139 114L143 115V114H142V111H141V113H139ZM168 114H169V112H168ZM175 114H176V113H175ZM236 114H237V112H236ZM38 115H39V113H38ZM80 115H81V114H80ZM96 115H97V114H96ZM100 115H99V116H100ZM134 115H135V114H133V117H132L131 115L128 116V119H129V118H130L131 120L134 119V120H133V122H134L135 119L137 118V117H135ZM141 115H139V116L141 117ZM145 115H146V111H145ZM147 115H149V114H147ZM151 115H154V114H151ZM169 115H170V114H169ZM24 116H25V114H24ZM41 116H42V115H41ZM44 116H45V114H44ZM73 116H74V115H73ZM75 116H74V117H75ZM84 116H85V115H84ZM89 116H90V115H89ZM97 116H98V115H97ZM97 116H96V117H97ZM105 116H106V115H105ZM105 116H104V117H105ZM137 116H138V115H137ZM158 116H159V115H158ZM175 116H176V115H175ZM175 116H174V117H175ZM237 116H238V114H237ZM241 116H242V115H241ZM22 117H23V115H22ZM22 117H19V118H22ZM71 117H72V116H71ZM104 117H103V118H104ZM131 117H132V118H131ZM134 117H135V118H134ZM144 117H146V116H144ZM160 117H161V116H160ZM169 117H170V116H169ZM34 118H35V117H34ZM46 118H48V116H46ZM46 118H45V119H46ZM79 118H81V117L79 116ZM84 118H85V117H84ZM98 118H99V117H98ZM167 118H168V117H167ZM170 118H171V117H170ZM26 119H27V118H26ZM29 119H30V118H29ZM31 119H32V118H31ZM49 119H50V121H51V117H49L48 120H49ZM93 119H94V118H93ZM128 119H127V120H128ZM130 119H129V121H130V123H131V125H132V122H131ZM138 119H139V118H138ZM138 119H137V121H138ZM140 119H141V118H140ZM150 119H151V118H150ZM173 119H175V118H173ZM236 119H237L236 117H233V118L231 119V121L234 122ZM19 120H22V119H19ZM48 120H47V123H48ZM69 120H70V118H69ZM91 120H92V119H91ZM156 120H157V118H156ZM171 120H172V119H171ZM33 121H34V120H33ZM36 121H38V119H37ZM88 121H90V118H88L86 121H82V122H79V123L76 122V123H78L77 125H79L80 123H81V125H82L83 123L86 124V122H87V124H89ZM141 121H142V120H140L139 123H140ZM177 121H179V120H177ZM231 121H230V122H231ZM39 122H41V121H39ZM44 122H45V121H44ZM90 122H91V121H90ZM142 122L144 123V120H143ZM162 122H163V121H162ZM167 122H168V121H167ZM175 122H176V121H175ZM259 122H260V121H259ZM25 123H26V122H25ZM32 123H33V122H32ZM76 123H75V124L72 123V124L76 126ZM98 123H99V121L97 122V124H98ZM130 123H128V124H130ZM134 123H135V122H134ZM134 123H133V124H134ZM139 123H138V124H139ZM154 123H155V122H154ZM39 124H40V123H39ZM42 124H43V122H42ZM48 124H49V123H48ZM100 124H101V120H100ZM100 124H99V125H100ZM128 124H127V125H128ZM136 124H137V123H136ZM138 124H137V125H138ZM150 124H151V123H150ZM164 124H165V122H164ZM26 125L28 126V124H26ZM30 125H32V124L30 123L29 126H30ZM40 125H41V124H40ZM70 125H71V124H70ZM73 125H71V126H73ZM81 125H79L78 127L80 128ZM83 125H84V124H83ZM95 125H96V124H95ZM95 125H94V126H95ZM140 125H142V124H139L138 126H140ZM170 125H171V124H170ZM170 125H168V126H170ZM32 126H33V125H32ZM45 126H46V125H45ZM129 126H130V125H129ZM129 126H128V127H129ZM143 126H144V124H143ZM145 126H146V125H145ZM152 126H153V125H152ZM166 126H167V124H166ZM58 127H59V126H58ZM66 127H68V125H67ZM78 127H75V128L73 127V128H74V133H75V130L77 131V130L79 129ZM128 127H127V128H128ZM156 127H157V126H156ZM220 127H221V126H220ZM30 128H32V127H30ZM50 128H51V127H49V129H50ZM59 128H60V127H59ZM69 128H70V126H69ZM73 128H72V129H73ZM77 128H78V129H77ZM82 128H83L84 130L81 129V128L79 129V130H82V132H83V131L85 132V131L88 130V129L85 128V126H84V127L82 126ZM87 128H88V127H87ZM96 128L98 129L99 127H96ZM141 128H142V126H141ZM154 128H155V127H154ZM204 128H205V127H204ZM204 128H203V130H204ZM261 128H262V127H261ZM53 129H55V128H53ZM72 129H71V130H72ZM94 129H95V128H94ZM100 129H101V128H100ZM146 129H147V127H146ZM148 129H150V127H149ZM169 129H170V128H169ZM221 129H222V128H221ZM223 129H224V128H223ZM30 130H31V129H30ZM65 130H66V132H68V136H69V134H70L69 131H70V130L68 129L69 131H67V128H65ZM65 130H61V132H62V131H65ZM79 130H78L77 132H79ZM89 130H90V132L92 133V131H91L92 129H89ZM136 130H137V129H136ZM139 130H140V129H139ZM139 130H138V131H139ZM181 130H182V129H181ZM224 130H226V129H224ZM261 130H262V129H261ZM34 131H35V130H34ZM37 131H39V130H36V132H37ZM40 131H41V130H40ZM72 131H73V130H72ZM95 131H96V129H95ZM143 131H144V127H143ZM147 131H148V130H147ZM32 132H33V131H32ZM66 132H64V133H66ZM82 132L80 131V133H82ZM90 132L88 131V134H89ZM93 132H94V131H93ZM100 132H101V130H100ZM136 132H137V131H136ZM157 132H158V131H157ZM157 132H156V133H157ZM183 132H184V131H183ZM185 132H186V131H185ZM42 133H43V132L41 131V134H42ZM57 133H58V131H57ZM80 133H79V134L77 133V134L80 135ZM96 133H99V131L96 132ZM129 133H130V132H129ZM134 133H135V132H134ZM134 133H133V134H134ZM138 133H142V134H143L142 131H141V132L139 131ZM138 133H135V134H136L137 137L139 138ZM145 133H146V132H145ZM204 133H206V132L204 131ZM221 133H222V132H221ZM228 133H229V132H228ZM33 134H34V133H33ZM66 134H67V133H66ZM72 134H73V133H72ZM72 134H71V135H72ZM77 134H76V135H77ZM86 134H87V133H86ZM124 134H125V133H124ZM206 134H207V133H206ZM259 134H260V133H259ZM34 135H35V134H34ZM36 135H37V134H36ZM39 135H40V134H39ZM42 135H43V134H42ZM64 135H65V134H64ZM82 135H84V134H82ZM94 135H95V133H94ZM100 135H101V134H100ZM129 135H130V134H129ZM131 135H132V134H131ZM143 135L145 136V134H143ZM143 135H141V137H142ZM183 135H184V134H183ZM85 136H87V135H84V137H85ZM90 136H91V135H90ZM92 136H93V135H92ZM102 136H104V135H102ZM127 136H128V135H127ZM156 136H158V135H156ZM156 136H155V137H156ZM178 136H179V135H178ZM248 136H249V135H248ZM71 137H72V138H75L76 136L74 137V135H73V136H71ZM71 137H68V138L72 139ZM80 137H81V136H80ZM93 137H94V136H93ZM95 137H97V136L95 135ZM109 137H110V136H109ZM112 137H113V136H112ZM125 137H126V136H125ZM132 137H133V136H132ZM135 137H136V136H135ZM135 137H133V139H134ZM141 137H140V138H141ZM185 137H186V136H185ZM66 138H67V137H66ZM68 138H67V140H68ZM85 138H87V137H85ZM85 138H84V139H85ZM110 138H111V137H110ZM122 138L124 139L123 136H122ZM128 138H130V137L128 136ZM182 138H183V137H182ZM263 138H264V137H263ZM61 139H62V138H61ZM113 139L116 140V136H114ZM119 139H120V141H121V138H119ZM130 139H132V138H130ZM133 139H132V140H133ZM161 139H162V137H161ZM184 139H185V138H184ZM249 139H251V138H249ZM64 140H65V139H64ZM72 140H73V139H72ZM124 140H126V139H124ZM136 140H137V139H136ZM142 140H143V139H142ZM148 140H151V138L148 139ZM148 140H147V144H146V145L149 144V143H148ZM158 140L160 141V135L158 136V139L155 138V140H153V138H152V141L157 142L156 146L163 145V144H162L163 142H162V143H159ZM245 140H246V139H245ZM120 141H119V142H116V141H115V142H116V144H117V143L120 144ZM138 141H139V139H138ZM138 141H134L133 143L137 142V144H138ZM70 142H71V140H70ZM70 142H69V143H70ZM84 142H85V140H84ZM90 142H91V141H90ZM107 142H108V141H107ZM109 142L112 143V141H109ZM109 142H108V143H109ZM121 142H122V141H121ZM139 142H140V141H139ZM141 142H142V141H141ZM256 142H257V141H256ZM262 142H263V141H262ZM67 143H68V142H67ZM69 143H68V144H69ZM88 143H89V142H88ZM113 143H114V142H113ZM125 143H126V142H125ZM129 143H130V142H129ZM129 143H128V144H129ZM144 143H146V142H144ZM144 143L142 142V145H143ZM158 143H159L160 145H159ZM232 143H233V142H232ZM250 143H252V142H250ZM70 144H72V143H70ZM97 144H98V143H97ZM104 144H105V143H103L102 147H100V148H104V147H105ZM119 144H118V145H119ZM121 144H122V143H121ZM123 144H124V143H123ZM131 144H132V143H131ZM131 144H130V145H127V146H131ZM151 144H153V142H151ZM255 144H256V143H255ZM72 145L74 146V144H72ZM85 145H87V143H86ZM92 145H93V144H92ZM110 145H112V144H110ZM113 145H114V144H113ZM132 145H133V144H132ZM134 145H135V144H134ZM140 145H141V144H140ZM146 145H145V146L143 145L142 147L140 146V148H138L139 145H137V148L140 149V151L142 152V151L145 149ZM149 145H150V144H149ZM187 145H188V143H187ZM248 145H249V144H248ZM73 146H72V147H73ZM75 146H76V143H75ZM97 146H98L97 148H99V146H101V145L98 144ZM114 146H115V145H114ZM116 146H117V145H116ZM154 146H155V144L153 145V149H154V152H155L156 150H155ZM185 146H186V145H185ZM69 147H71V145H70ZM76 147H77V146H76ZM76 147H75V148H76ZM148 147H149V146H147V147H146L147 149H145V150H146L145 155H147V154L149 153V152L147 153V150L149 151ZM255 147H256V146H255ZM64 148H65V147H64ZM64 148H63V150H64ZM87 148H88V147H87ZM91 148H93V147L91 146ZM131 148H133V147H131ZM141 148H143V149L141 150ZM149 148H151V146H150ZM158 148H159V151H160V147H158ZM59 149H60V147H59ZM79 149H80V148H79ZM79 149H78V150H79ZM121 149H122V148H121ZM126 149H127V147H126ZM151 149H152V148H151ZM161 149H162V146H161ZM254 149H255V148H254ZM56 150H57V149H56ZM70 150H71V148H70ZM74 150L76 151L77 149H74ZM81 150H82V151H81ZM81 150H80V151L83 152V149H81ZM88 150H89V149H88ZM99 150H100V149H99ZM132 150H133V149H132ZM134 150H135V148H134ZM134 150H133V151H134ZM166 150H167V149H166ZM250 150H251V149H250ZM66 151H67V150H66ZM89 151H91V149H90ZM103 151H105V150L103 149ZM118 151H119V150H118ZM125 151H126V150H125ZM129 151H130V150H129ZM133 151H132V152H133ZM159 151H158V152H159ZM162 151H163V150H162ZM58 152H60V151H58ZM81 152H80V153H81ZM99 152H100V151H99ZM137 152H138V151L136 150V153H137ZM143 152H144V151H143ZM63 153H64V152H63ZM65 153H66V152H65ZM68 153H69V152H68ZM90 153H91V152H90ZM95 153L98 154V153H97V149H96ZM121 153H124V152H121ZM121 153H120V154H121ZM159 153L161 154V151H160ZM168 153H169V152H168ZM36 154H38V152H37ZM52 154H53V152H52ZM83 154H84V153H83ZM87 154H89V152H88ZM96 154H95V155H96ZM102 154H103V153H102ZM120 154H119V155H120ZM134 154H135V152H134ZM137 154H138V153H137ZM139 154H141V153H139ZM163 154H164V153H162V157H163ZM169 154H170V153H169ZM48 155H49V153H48ZM64 155H65V154H64ZM79 155H81V154H79ZM89 155H90V154H89ZM129 155H130V154H128V156H129ZM132 155H133V154H132ZM150 155H151V154H150ZM42 156H43V155H42ZM42 156H41V157H42ZM76 156H77V155H76ZM84 156H86V154H84ZM105 156H106V155H105ZM105 156H104V157H105ZM120 156H121V155H120ZM125 156H126V155H125ZM143 156H144V155H143ZM152 156H153V155H152ZM159 156H160V155H159ZM35 157L37 158L36 155H35ZM82 157H83V156H82ZM82 157H80V158L82 159ZM89 157H90V156H89ZM89 157H88V158H89ZM91 157H92V154H91ZM91 157H90L89 159H91ZM139 157H140V156H139ZM139 157H137V158H139ZM144 157H145V156H144ZM144 157H142V158H144ZM165 157H166V156H165ZM39 158H40V157H39ZM50 158H51V155H50ZM52 158H53V157H52ZM62 158H63V157H62ZM67 158H68V157H67ZM75 158H76V157H75ZM80 158H79L78 160H80ZM88 158H87V159H88ZM93 158H95V157H93ZM102 158H103V157H102ZM117 158H118V157H117ZM123 158L125 159V157H123ZM137 158H136V159H137ZM153 158H154V157H153ZM153 158H152V159H153ZM168 158H169V157H168ZM220 158H221V157H220ZM37 159H38V158H37ZM42 159H43V158H42ZM70 159H71V158H70ZM72 159L74 160V157H73ZM85 159H86V157H85ZM89 159H88V163H89V161H90ZM106 159H107V158H106ZM115 159H116V158H115ZM115 159H114V160H115ZM124 159H123V160H124ZM126 159H128V158L126 157ZM139 159H140V158H139ZM163 159H164V158H163ZM170 159H171V158H170ZM170 159H169V160H170ZM43 160H44V159H43ZM55 160H57L56 157H55ZM76 160H77V158H76ZM76 160H75V162H77ZM82 160H83V159H82ZM96 160H97V159H96ZM123 160H122V157H121V160H119V161H120V162H123ZM134 160H135V159H134ZM134 160H133V161H134ZM137 160H138V159H137ZM150 160H151V159H150ZM98 161H99V160H98ZM103 161H104V159H103ZM103 161H102V162H103ZM105 161H106V160H105ZM105 161L103 162L104 165L106 164ZM126 161H127V160H126ZM128 161H130V158H129ZM152 161H153V160H152ZM154 161H155V160H154ZM159 161H160V160H159ZM159 161H158V162H159ZM165 161H166V160H165ZM173 161H174V160H173ZM46 162H47V161H46ZM81 162H82V161H81ZM83 162H85V161H83ZM100 162H101V160H100ZM100 162H99V163H100ZM140 162H141V161H140ZM140 162H138V164H139ZM142 162H143V161H142ZM144 162H145V161H144ZM150 162H151V161H150ZM166 162H167V161H166ZM170 162H171V161H170ZM54 163H55V161H54ZM79 163H80V162H79ZM79 163L77 162L76 165H78ZM103 163H102V164H103ZM125 163H126V162H125ZM133 163L136 164L137 162H136V163L133 162ZM147 163L149 164V162H147ZM153 163H154V162H153ZM156 163H157V162L155 161V164H156ZM162 163H163V162H162ZM80 164H81V163H80ZM80 164L78 165L79 167L81 166ZM83 164H84V163H82V165H83ZM93 164H95V163H93ZM134 164H133V165H134ZM148 164H144V165L147 166ZM168 164H169V163H168ZM76 165L74 164V166L76 167V169L79 170V169H78V166H76ZM125 165H126V164H125ZM136 165H137V164H136ZM140 165H142V164H140ZM161 165H163V164H161ZM55 166H56V165H55ZM74 166H73V167H74ZM86 166H88V165L86 164ZM91 166H92V165H91ZM94 166H95V165H94ZM99 166H100V165H99ZM105 166H106V165H105ZM107 166H108V165H107ZM109 166H111V165H109ZM130 166H131V165H130ZM159 166H160V165H159ZM168 166L170 167V165H168ZM168 166H167V168H168ZM126 167H127V166H126ZM134 167H135V165H134ZM140 167H141V166H140ZM164 167H166L165 164H164ZM164 167H163V168H164ZM56 168H57V167H56ZM101 168H103V166H102ZM111 168H112V167H111ZM121 168H122V167H121ZM123 168H125V166H123ZM129 168H130V167H129ZM137 168H138V167H137ZM141 168H142V167H141ZM143 168H145V167H143ZM151 168L153 169L152 166H151ZM151 168H150V169H151ZM170 168H171V167H170ZM170 168H169V171H170ZM51 169H52V168H51ZM54 169H55V168H53V170H54ZM86 169H87V167H86ZM107 169H108V173H110L109 168H107ZM126 169H127V168H126ZM145 169H146V168H145ZM147 169H148V168H147ZM147 169H146V170H147ZM150 169H149V170H150ZM171 169H172V168H171ZM55 170H56V169H55ZM71 170H72V169H71ZM88 170H91V169L89 168ZM93 170H94V167H93ZM95 170H96V169H95ZM97 170H99V169L97 168ZM102 170H103V169H102ZM104 170H105V169H104ZM128 170L131 171V169H128ZM142 170H143V169H142ZM142 170H141V171H142ZM149 170H148V171H149ZM154 170H155V169H154ZM159 170H160V169H159ZM167 170H168V169H167ZM173 170H174V169H173ZM263 170H264V169H263ZM74 171H75V169H74ZM83 171H84V170H83ZM85 171H86V170H85ZM116 171H118V170H116ZM116 171H115V172H116ZM122 171H123V170H122ZM125 171H127V170H124V172H125ZM169 171H168V172H169ZM71 172H72V171H71ZM81 172H82V171H81ZM86 172H87V171H86ZM102 172H103V171H102ZM112 172H113V170H112ZM115 172H114V174H116ZM124 172H123V173H124ZM143 172H145V171H143ZM150 172H151V171H150ZM150 172H149V174H151ZM161 172H162V171H161ZM164 172H166V171H164ZM72 173H74V172H72ZM72 173H71V174H72ZM87 173L89 174V172H87ZM87 173H86V174H87ZM126 173H127V172H126ZM128 173H129V172H128ZM131 173H132V172H131ZM136 173H137V172H136ZM139 173H140V172H139ZM145 173H146V172H145ZM153 173H154V172H153ZM155 173H156V171H155ZM158 173H160V172H158ZM166 173H167V172H166ZM166 173H165V174H166ZM170 173H171V174H170ZM170 173H169V174L172 175V172H170ZM88 174H87V175H88ZM92 174H93V173H92ZM98 174H99V172H98ZM100 174H101V172H100ZM111 174H113V173H111ZM132 174H133V173H132ZM146 174H147V173H146ZM179 174H180V173H179ZM184 174H185V173H184ZM64 175H65V174H64ZM80 175H81V174H80ZM90 175H91V174H90ZM96 175H97V174H96ZM118 175H119V173H118ZM121 175H122V174H121ZM127 175H128V174H127ZM137 175H138V177H139V174H137ZM147 175H148V174H147ZM170 175H169V176L166 175V177H167V176L170 177ZM262 175H263V174H262ZM65 176H66V175H65ZM70 176H71V175H70ZM70 176H69V177H70ZM74 176H75V175H74ZM76 176H77V175H76ZM81 176H82V175H81ZM83 176H84V175H83ZM83 176H82V177H83ZM112 176H113V175H112ZM114 176L116 177V175H114ZM122 176H123V175H122ZM133 176H134V175H133ZM140 176H141V175H140ZM142 176H143V175H142ZM151 176H152V175H151ZM153 176H155V175H153ZM157 176H158V175H157ZM157 176H156V177H157ZM163 176H164V175H163ZM82 177H80V178L82 179ZM87 177H88V176H87ZM91 177H92V176H91ZM100 177H101V176H100ZM126 177H127V176H126ZM126 177H124V178H126ZM148 177H149V176H148ZM174 177H176V175H175ZM262 177H263V176H262ZM65 178H66V177H65ZM65 178H64V179H65ZM71 178H72V177H71ZM71 178H70V180H71ZM74 178H75V177H74ZM88 178H89V177H88ZM110 178H112L111 175H110ZM139 178H140V177H139ZM172 178H173V177H172ZM172 178H171V179H172ZM84 179H85V178H84ZM117 179H119V178H117ZM117 179H116V180H117ZM126 179H127V178H126ZM158 179H160V178H158ZM162 179H163V178H162ZM164 179H165V178H164ZM171 179H168V180H171ZM174 179H175V178H174ZM174 179H173V181H174ZM193 179H194V178H193ZM65 180H66V179H65ZM85 180H86V179H85ZM87 180H88V179H87ZM99 180H101V179L99 178ZM139 180H140V179H139ZM151 180H152V179H151ZM97 181H98V178H97ZM114 181H115V180H114ZM144 181H145V180H144ZM153 181H155V180H153ZM165 181H166V180H165ZM175 181H176V180H175ZM175 181H174V182H175ZM71 182H72V181H71ZM71 182H70V183H71ZM84 182H85V181L83 180L81 184L84 185V184H85ZM87 182H88V181H86V183H87ZM101 182H102V180H101ZM112 182H113V181H112ZM112 182H111V183H112ZM118 182H119V181H118ZM174 182H173V183H174ZM181 182H182V181H181ZM195 182H196V181H195ZM198 182H199V181H198ZM122 183L124 184V181H123ZM122 183H121V184H122ZM125 183H126V182H125ZM128 183H129V182H128ZM141 183H142V182H141ZM141 183H140V184H141ZM66 184H67V182H66ZM74 184H75V183H73V185H74ZM102 184H103V183H102ZM102 184L100 185L99 188H101V186L106 185V184H104V185H102ZM109 184H110V182H109ZM114 184H117V182H116V183L114 182ZM114 184H112L113 187H114V186L117 187V186L119 185V184H117V186H116V185H114ZM135 184H136V183H135ZM171 184H172V183H170V185H171ZM196 184H197V183H195L194 185H196ZM87 185H88V183H87ZM124 185H125V184H124ZM173 185H174V184H173ZM176 185H177V184H176ZM186 185H187V184H186ZM57 186H58V185H57ZM66 186H67V185H66ZM74 186H75V185H74ZM74 186H73V187H74ZM85 186H86V185H85ZM90 186H92V185H90ZM90 186H89L88 188H90ZM95 186H96V185H95ZM95 186H93V188H94ZM97 186H99V184H98ZM106 186H107V188H109V185H108V184H107ZM166 186H167V185H166ZM70 187H71V186H70ZM82 187L84 188V186H82ZM86 187H87V186H86ZM110 187H111V186H110ZM115 187H114V188H115ZM120 187H121V189L124 188V187H122L121 185H120ZM120 187H117V188H119V190H120ZM144 187H145V186H144ZM171 187H172V186H171ZM175 187H176V186H175ZM261 187H262V185H261ZM59 188H60V185H59ZM99 188H97V189H99ZM117 188H115V189H117ZM125 188H126V187H125ZM176 188H177V187H176ZM262 188H263V187H262ZM57 189H58V188H57ZM76 189H77V188H76ZM102 189H103V187H102ZM128 189H129V188H128ZM134 189H135V187H134ZM145 189H146V188H145ZM169 189H170V188H169ZM184 189H185V188H184ZM263 189H264V188H263ZM77 190H78V189H77ZM80 190H81V189H80ZM91 190H93V189H91ZM95 190H96V188H95ZM126 190H127V189H126ZM138 190H139V189H138ZM146 190H147V189H146ZM174 190H175V189H174ZM177 190H178V189H177ZM61 191H62V190H61ZM84 191H85V190H83V192H84ZM88 191H90V190H88ZM99 191H100V190H99ZM101 191H102V190H101ZM112 191H113V190H112ZM123 191H125V190L123 189ZM127 191H128V190H127ZM165 191H166V190H165ZM76 192H77V191H76ZM81 192H82V191H81ZM86 192H87V191H85L84 193H86ZM91 192H92V191H90V193H91ZM109 192H111V191H109ZM115 192H116V191H115ZM117 192H119V191H117ZM117 192H116L115 194H116V195H119V194H117ZM135 192H136V191H135ZM146 192H147V191H146ZM146 192H145V190H144V191H143V190L141 191V193H140L141 195H140V196H143L144 194H145V195H144L142 198L139 196V197H138V200H139V198H140V199H142V200L144 201V203L142 202V204H141V200H139V201L137 200V202L135 203L137 206H138V205L141 206V205H145V204H151V202H152V199H151V198H153V197H152V196H149V195H151V194H150V193H146ZM175 192H176V191H175ZM189 192H190V191H189ZM59 193H60V191H59ZM95 193H96V191H95L94 193H92V194L95 195ZM102 193H103V191L101 192V194H102ZM111 193H113V192H111ZM120 193H122V192H120ZM129 193H130V192H129ZM163 193H164V192H163ZM97 194H98V192H97ZM103 194H105V193H103ZM122 194H123V193H122ZM131 194H132V193H131ZM135 194H136V193H135ZM142 194H143V195H142ZM165 194H166V193H165ZM178 194H179V193H178ZM83 195H86V194H83ZM83 195H82V196H83ZM99 195H100V194H99ZM107 195H108V194H107ZM110 195H111V194H110ZM113 195H114V194H112L111 196H113ZM124 195H125V194H124ZM147 195H148V196H147ZM157 195H158V194H157ZM159 195H160V194H159ZM210 195H211V194H210ZM79 196H80V194H79ZM86 196H88V195H86ZM90 196H91V195H90ZM95 196H96V195H95ZM95 196H94V197H95ZM104 196H106V195H104ZM119 196H121V195H119ZM136 196H138V195H136ZM154 196H155V195H154ZM88 197H89V196H88ZM88 197H87V198H88ZM94 197H93V198H94ZM115 197H117V196H115ZM134 197H135V196H134ZM150 197H151V198H150ZM177 197H178V196H177ZM179 197H180V196H179ZM181 197H182V196H181ZM198 197H199V196H198ZM198 197H197V198H198ZM82 198H83V197H82ZM91 198H92V197H91ZM93 198H92V199H93ZM98 198H99V197H98ZM110 198H111V197H110ZM113 198H114V196H113ZM113 198H111V199H113ZM122 198H124V197L122 196ZM154 198H157V196L154 197ZM159 198H160V197H159ZM195 198H196V197H195ZM211 198H213V196H212ZM85 199H86V198H85ZM103 199H104V198H103ZM103 199H101V200H103ZM132 199H134V198H132ZM135 199H137V198L135 197ZM118 200H119V197H118ZM155 200H156V199H155ZM178 200H179V199H178ZM205 200H206V198H205ZM91 201H92V200H91ZM113 201H116V200H113ZM130 201H131V200H130ZM134 201H135V200H134ZM134 201H133V203H134ZM147 201H148V203H147ZM163 201H164V200H163ZM163 201H162V202H163ZM214 201H215V200H214ZM81 202L83 203V201H81ZM92 202H93V201H92ZM92 202H90V203H92ZM138 202H140V203H138ZM185 202H186V201H185ZM208 202H209V201H208ZM47 203H48V202H47ZM85 203H86V202H85ZM85 203H84L83 205H85ZM96 203H97V202H96ZM100 203H101V201H100ZM127 203H128V201H127ZM153 203H155V201H154ZM173 203H174V202H173ZM213 203H214V202H213ZM215 203H216V202H215ZM38 204H39V203H38ZM44 204H45V203H44ZM51 204H52V203H51ZM60 204H61V203H60ZM78 204H79V203H78ZM124 204H125V203H124ZM131 204H132V203H131ZM131 204H129V205L131 206ZM55 205H56V204H54V206H55ZM70 205H71V204H70ZM81 205H82V204H81ZM92 205H93V203H92ZM92 205H91V206H92ZM136 205H135V206H136ZM49 206H50V204H49ZM52 206H53V205H52ZM59 206H60V205H59ZM65 206H66V205H65ZM67 206H68V204H67ZM67 206H66V207H67ZM97 206H98V204H97ZM99 206H101V205L99 204ZM102 206H103V205H102ZM127 206H128V204H127ZM130 206H128V208H129ZM137 206H136V208H137ZM167 206H168V205H167ZM174 206H175V205H174ZM216 206H217V205H216ZM36 207H37V206H36ZM63 207H64V206H63ZM80 207H81V206H80ZM80 207H79V208H80ZM123 207H124V206H123ZM141 207H142V206H141ZM50 208H52V207L50 206ZM102 208H103V207H102ZM124 208H125V207H124ZM126 208H127V207H126ZM132 208H133V205H132ZM154 208H155V207H154ZM182 208H183V207H182ZM36 209H37V208H36ZM66 209H67V208H66ZM73 209H74V208H73ZM93 209H94V211H95V208L92 206L91 210L93 211ZM103 209H104V208H103ZM119 209H120V208H119ZM142 209H143V208H142ZM144 209H145V207H144ZM205 209H207V208L205 207ZM38 210L41 211V209H38ZM51 210H52V209H51ZM55 210H56V209H55ZM59 210H60V209H59ZM61 210H62V209H61ZM75 210H76V209H75ZM89 210H90V208H89ZM107 210H109V209H107ZM107 210H106V212H107ZM111 210H112V209H111ZM124 210H125V209H124ZM124 210H123V211H124ZM131 210H133V209H131ZM131 210H130V211H131ZM137 210H138V209H137ZM140 210H141V209H140ZM203 210H204V209H203ZM218 210H219V209H218ZM218 210H217V211H218ZM64 211H65V210H64ZM79 211H80V210H79ZM83 211H84V210H83ZM100 211H101V210H100ZM103 211H104V210H103ZM116 211H118V210H116ZM138 211H139V210H138ZM143 211H144V210H143ZM181 211H182V210H181ZM208 211H209V210H208ZM45 212H46V211H45ZM50 212H51V211H50ZM72 212H73V211H72ZM86 212H87V211H86ZM110 212H112V211H110ZM119 212H120V213H123V212H121V211H119ZM119 212H118V213H119ZM150 212H151V211H150ZM221 212H222V211H221ZM46 213H48V212H46ZM55 213H56V212H55ZM57 213H58V212H57ZM61 213H62V212H61ZM90 213H92V212H90ZM94 213H95V212H94ZM120 213H119L118 216H122ZM125 213H128V212H125ZM125 213L123 214V216L126 215ZM144 213H145V211H144ZM152 213H153V212H152ZM189 213H190V212H189ZM225 213H226V212H225ZM64 214H65V213H64ZM81 214H82V213H81ZM88 214H89V213H88ZM110 214H111V213H110ZM137 214H138V213H137ZM140 214H143V213H140ZM160 214H161V213H160ZM160 214H158V216H159ZM222 214H223V213H222ZM43 215H45V214H43ZM43 215H42V217H43ZM47 215H48V214H47ZM84 215H85V213H84ZM86 215H87V214H86ZM96 215H99V213H97ZM163 215H164V214H163ZM172 215H173V214H172ZM209 215H210V214H209ZM216 215H217V214H216ZM225 215H227V214H225ZM54 216H55V215H53V217H54ZM65 216H66V214H65ZM69 216H71V214H70ZM82 216H83V215H82ZM115 216H117V215H115ZM115 216H114V217H115ZM123 216H122V217H123ZM130 216H131V215H130ZM148 216H149V215H148ZM156 216H157V215H156ZM161 216H162V215H160L159 217H161ZM168 216H169V214H168ZM170 216H171V215H170ZM227 216H228V215H227ZM51 217H52V215H51ZM60 217H63V216H60ZM85 217H86V216H85ZM89 217L92 218L91 214H90ZM94 217H96V216H94ZM114 217L111 216L112 219H113ZM128 217H129V216H128ZM128 217L126 216V218H128ZM163 217H165V216H163ZM228 217H229V216H228ZM228 217H226V218H228ZM49 218H50V217H49ZM67 218H68V217H66V219H67ZM80 218H81V217H80ZM90 218H88L87 222L89 221ZM123 218H125V217H123ZM123 218H122V219H123ZM130 218H131V217H130ZM134 218H135V217H134ZM150 218H151V217H150ZM213 218H214V217H213ZM43 219H44V218H43ZM55 219H57V218L55 217ZM59 219H60V218H59ZM63 219H64V218H63ZM66 219H65V220H66ZM72 219H73V217H72ZM81 219H82V218H81ZM84 219H85V218H84ZM86 219H87V218H86ZM86 219H85V220H86ZM104 219H106V218H104ZM104 219H103V220H104ZM128 219H129V218H128ZM142 219H143V218H141V220H142ZM155 219H156V218H155ZM206 219H207V218H206ZM39 220H40V219H39ZM57 220H58V219H57ZM60 220H61V219H60ZM78 220H79V219H78ZM96 220H97V219H96ZM108 220H111V219L108 218ZM108 220H107V221H108ZM143 220H145V219H143ZM171 220H172V219H171ZM204 220H205V219H204ZM204 220H203V221H204ZM215 220H216V219H215ZM215 220H214V221H215ZM68 221H69V219H68ZM68 221H67V223H68ZM107 221H106V223H107ZM123 221H124V220H123ZM222 221H223V220H222ZM232 221H233V220H232ZM53 222H55V221H53ZM72 222H74V220H73V221L70 220V223H72ZM97 222H98V221H97ZM112 222H113V220H112ZM144 222H146V221H144ZM150 222H152V221H150ZM200 222H202V221H200ZM204 222H205V221H204ZM206 222H209V221H206ZM223 222H224V221H223ZM228 222H229V221H228ZM237 222H238V221H237ZM240 222H241V221H240ZM49 223H51V222H49ZM65 223H66V222H65ZM65 223L62 222V224H65ZM70 223H68V224H70ZM74 223H75V222H74ZM74 223H72V224H74ZM104 223H105V222H104ZM127 223H129V222H127ZM141 223H142V222H141ZM217 223H218V222H217ZM68 224H67V225H68ZM80 224H81V223H80ZM85 224H86V223H85ZM91 224H93V223H91ZM116 224H117V223H116ZM143 224H144V223H143ZM198 224H199V223H198ZM200 224H201V223H200ZM208 224H209V223H208ZM232 224H234V223L232 222ZM52 225H53V224H52ZM70 225H71V224H70ZM77 225H78V224H77ZM86 225H88V223H87ZM86 225H85V226H86ZM100 225H101V224H100ZM108 225H109V224H108ZM113 225H114V224H113ZM123 225H124V224H123ZM127 225H128V224H127ZM149 225H150V224H149ZM152 225H153V224H152ZM170 225H171V224H170ZM213 225H214V223H213ZM222 225H223V224H222ZM224 225H226V224H224ZM48 226H49V225H48ZM104 226H105V225H104ZM125 226H126V225H125ZM144 226H145V225H144ZM173 226H174V224H173ZM241 226H242V225H241ZM81 227H82V226H81ZM95 227H96V226H95ZM109 227H110V226H109ZM111 227H112V226H111ZM114 227H116V226H114ZM137 227H138V225H137ZM152 227H154V226H152ZM180 227H181V226H180ZM204 227H206V226H204ZM67 228H68V227H67ZM78 228H79V227H78ZM89 228H90V227H89ZM112 228H113V227H112ZM112 228H111V229H112ZM154 228H155V227H154ZM173 228H174V227H173ZM237 228H238V227H237ZM239 228H240V227H239ZM49 229H50V228H49ZM52 229H53V228H52ZM72 229H74V228H71V230H72ZM97 229H98V228H97ZM102 229H103V228H102ZM102 229H101V231H102ZM105 229H106V228H105ZM105 229H103V230H105ZM121 229H122V228H121ZM121 229H120V230H121ZM138 229H139V228H138ZM147 229H148V228H147ZM149 229H150V231H152L153 228H152V229L149 228ZM156 229H157V227H156ZM158 229H159V228H158ZM197 229H198V228H197ZM201 229H203V227H202ZM220 229H221V228H220ZM235 229H236V228H235ZM50 230H51V229H50ZM81 230H82V229H81ZM86 230H87V228L85 229V231H86ZM113 230H114V228H113ZM123 230H124V228H123ZM185 230H186V229H185ZM227 230H228V229H227ZM243 230H244V229H243ZM83 231H84V230H83ZM105 231H106V230H105ZM108 231H109V230H108ZM108 231H107V235H108ZM116 231H117V230H116ZM116 231H115V232H116ZM172 231H173V230H172ZM197 231H198V230H197ZM73 232H75V231H73ZM76 232H77V231H76ZM79 232H80V231H79ZM103 232H104V231H103ZM110 232H111V231H110ZM112 232H113V231H112ZM115 232H114V233H115ZM122 232H123V231H122ZM155 232H158V231L153 230V232H151V235H152L153 238H155L154 236L157 235V233L155 234ZM159 232H160V231H159ZM228 232H229V231H228ZM56 233H57V232H56ZM99 233H100V232H99ZM99 233H97V234H99ZM145 233H146V232H145ZM236 233H237V232H236ZM236 233H235V234H236ZM44 234H45V233H44ZM46 234H47V233H46ZM50 234H51V233H50ZM53 234H54V233H53ZM70 234H71V231H70V233L68 234V236H69ZM74 234L77 236L78 233H77V234L74 233ZM74 234H73V235H74ZM81 234H82V233H81ZM93 234H94V233H93ZM102 234H103V233H102ZM110 234H111V233H110ZM112 234H113V233H112ZM124 234H125V233H124ZM175 234H176V233H175ZM188 234H189V233H188ZM208 234H209V233H208ZM242 234H243V233H242ZM54 235H55V234H54ZM57 235H58V234H57ZM62 235H63V234H62ZM79 235H80V234H79ZM104 235H106V234H104ZM114 235H115V234H114ZM114 235H112V238H113V239H114V237H115ZM116 235H117V234H116ZM153 235H154V236H153ZM159 235H160V234H159ZM159 235H158V236H159ZM171 235H172V234H171ZM185 235H186V234H185ZM51 236H52V235H51ZM71 236H72V234H71ZM93 236H94V235H93ZM113 236H114V237H113ZM122 236H123V235H120V237H122ZM158 236H157V237H158ZM167 236H168V235H167ZM201 236H202V235H201ZM252 236H253V235H252ZM0 237H2V236H0ZM6 237H7V236H6ZM24 237H25V236H24ZM44 237H45V236H44ZM46 237H49V236L46 235ZM157 237H156V238H157ZM188 237H189V235H188ZM197 237H198V236H197ZM227 237H228V236H227ZM244 237H245V235H244ZM247 237H248V236H247ZM2 238H3V237H2ZM9 238H10V237H9ZM52 238H54V237H52ZM60 238H61V236H60ZM62 238H63V237H62ZM67 238H68V237H67ZM67 238H65V239H67ZM93 238H94V237H93ZM104 238H106V236H105ZM109 238H111V237H108V239H109ZM167 238H168V237H167ZM172 238H173V237H172ZM189 238H190V237H189ZM4 239H6V238H4ZM4 239H3V241H5ZM26 239H27V238H26ZM76 239H77V238H76ZM79 239H80V238H79ZM79 239H78V240H79ZM96 239H97V238H96ZM115 239H116V238H115ZM127 239H128V237L126 238V240H127ZM144 239H145V238H144ZM218 239H219V238H218ZM224 239H225V237H224ZM228 239H229V238H228ZM23 240H24V239H23ZM30 240H31V238H30ZM69 240H70V238L68 239V241H69ZM73 240H74V239H73ZM106 240H107V239H106ZM124 240H125V238H124ZM198 240H199V238H198ZM226 240H227V238H226ZM232 240H233V239H232ZM1 241H2V239H1ZM21 241H22V240H21ZM38 241H39V240H38ZM42 241H43V240H42ZM42 241H41V242H42ZM115 241H116V240H115ZM119 241H120V240H119ZM130 241H131V239H130ZM167 241H168V240H167ZM172 241H173V240H171V242H172ZM210 241H211V240H210ZM222 241H223V240H222ZM237 241H238V240H237ZM5 242H6V241H5ZM30 242H31V241H30ZM30 242H29V243H30ZM41 242H40V243H41ZM70 242H71V241H70ZM116 242H117V241H116ZM145 242H146V241H145ZM154 242H155V241H154ZM162 242H163V241H162ZM200 242H202V241L200 240ZM233 242H234V241H233ZM241 242H242V241H241ZM33 243H34V241L32 242V244H33ZM79 243H80V242H79ZM163 243H164V242H163ZM169 243H170V241H169ZM224 243H225V242H224ZM230 243H231V242H230ZM237 243H238V242H237ZM35 244H36V243H35ZM59 244H60V241H59ZM128 244H129V243H128ZM160 244H161V243H160ZM172 244H173V243H172ZM240 244H241V243H240ZM40 245H41V244H40ZM61 245H62V244H61ZM64 245H65V242H64ZM115 245H116V244H114V246H115ZM117 245H119V244H117ZM130 245H131V244H130ZM142 245H143V244H142ZM169 245H170V244H169ZM210 245H211V244H210ZM210 245H209V246H210ZM213 245H214V243H213ZM222 245H223V244H222ZM230 245H231V244H230ZM0 246H1V245H0ZM2 246H3V245H2ZM62 246H63V245H62ZM68 246H69V245H68ZM73 246H74V245H73ZM83 246H85V245H83ZM100 246H101V245H100ZM161 246H162V245H161ZM211 246H212V245H211ZM214 246H215V245H214ZM225 246H228V245H225ZM70 247H71V246H70ZM116 247H117V246H116ZM120 247H121V246H120ZM162 247H163V246H162ZM1 248H2V247H1ZM63 248H64V247H63ZM121 248H122V247H121ZM123 248H124V247H123ZM130 248H131V247H130ZM160 248H161V247H160ZM164 248H165V247H164ZM212 248H213V247H211V249H212ZM226 248H228V247H226ZM226 248H225V249H226ZM34 249H35V248H34ZM65 249H66V247H65ZM65 249H64V250H65ZM70 249H71V248H70ZM75 249H76V248H75ZM81 249L83 250V248H81ZM85 249H86V247H85ZM97 249H98V248H97ZM112 249H114V247H112ZM138 249H139V248H138ZM161 249H162V248H161ZM209 249H210V248H209ZM221 249H222V248H221ZM228 249H229V248H228ZM2 250H3V249H2ZM60 250H61V249H60ZM72 250H73V249H72ZM72 250H71V251H72ZM78 250H80V249H78ZM168 250H169V249H168ZM230 250H231V247H230ZM230 250H229V251H230ZM33 251H35V250H33ZM50 251H51V250H50ZM52 251H53V250H52ZM52 251H51V252H52ZM217 251H218V250H217ZM61 252H62V251H61ZM66 252H67V251H66ZM69 252H70V251H69ZM111 252H112V251H111ZM117 252H118V250H117ZM120 252H121V251H120ZM122 252H123V249H122ZM187 252H188V251H187ZM35 253H36V252H35ZM41 253H42V252H41ZM76 253H77V252H76ZM115 253H116V252H115ZM166 253H167V252H166ZM66 254H68V253H66ZM72 254H73V253H72ZM89 254H90V253H89ZM118 254H119V253H118ZM154 254H155V253H154ZM164 254H165V253H164ZM206 254L208 255L207 252H206ZM229 254H231V253H229ZM46 255H47V254H46ZM46 255H45V256H46ZM77 255H78V254H77ZM79 255H80V252H79ZM91 255H92V252H91ZM97 255H98V253H97ZM97 255H96V256H97ZM123 255H125V254H123ZM156 255H157V253H156ZM183 255H184V254H183ZM185 255H186V254H185ZM185 255H184V256H185ZM191 255H192V254H191ZM209 255H210V254H209ZM34 256H35V255H34ZM38 256H40V255H38ZM116 256H118V255H116ZM120 256H121V254H120ZM153 256H154V255H153ZM163 256H164V255H163ZM184 256H183V257H184ZM210 256H211V255H210ZM43 257H44V256H43ZM47 257H48V256H47ZM80 257H81V256H80ZM99 257H100V256H99ZM189 257H191V256H189ZM195 257H196V255H195ZM206 257H207V256H206ZM208 257H209V256H208ZM37 258H38V257H37ZM37 258H35V259H37ZM45 258H46V257H45ZM48 258H49V257H48ZM53 258H54V257H53ZM63 258H64V257H63ZM85 258H86V257H85ZM88 258H89V257H88ZM88 258H87V259H88ZM122 258H123V257H122ZM173 258H174V257H173ZM73 259H74V258H73ZM73 259L70 258V260H73ZM76 259H77V258H76ZM78 259H79V258H78ZM93 259H96V258H93ZM125 259H126V258H125ZM184 259H185V257H184ZM186 259H188V257H186ZM207 259H209V258H207ZM207 259H206V260H207ZM41 260H42V259H41ZM81 260H82V259H81ZM97 260H98V259H96V261H97ZM114 260H116V259H114ZM123 260H124V259H123ZM123 260H121V261H123ZM166 260H167V259H166ZM35 261H37V260H35ZM35 261H34V262H35ZM76 261H77V260H76ZM76 261H74L75 263H73V264H76ZM117 261H119V260H117ZM181 261H182V260H181ZM208 261H209V260H208ZM212 261H213V260H212ZM237 261H238V260H237ZM149 262H150V261H149ZM184 262H185V260H184ZM234 262H235V261H234ZM242 262H243V261H242ZM38 263H39V262H38ZM43 263H44V262H43ZM77 263H78V262H77ZM122 263H123V262H122ZM206 263H207V262H206ZM50 264H51V263H50ZM65 264H66V262H65ZM78 264H79V263H78ZM97 264H98V262H97ZM99 264H100V263H99ZM120 264H121V263H120ZM135 264H136V263H135ZM182 264H183V263H182ZM189 264H190V263H189ZM236 264H237V263H236ZM240 264H242V263H240ZM243 264H244V262H243Z\"/></svg>",
	"mask_w": 264,
	"mask_h": 264
}]
</instances>
